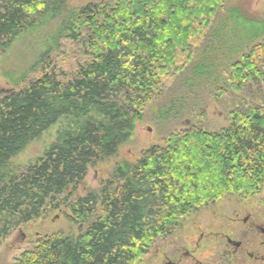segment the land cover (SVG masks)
I'll return each mask as SVG.
<instances>
[{"label":"trees","instance_id":"obj_1","mask_svg":"<svg viewBox=\"0 0 264 264\" xmlns=\"http://www.w3.org/2000/svg\"><path fill=\"white\" fill-rule=\"evenodd\" d=\"M224 2L93 0L61 16L44 52L13 81L17 90L0 98V244L62 207L77 232L38 237L13 264H137L191 214L226 197L261 193L264 21L256 18L227 51L218 90L240 98L242 107L229 112L226 127L171 133L135 163L116 165L98 191L73 198L89 167L132 140L148 104L174 82L205 81L216 54L227 57L215 44L227 20L217 25ZM62 4L0 0V56ZM52 128L54 141L34 163L8 171Z\"/></svg>","mask_w":264,"mask_h":264},{"label":"rangeland","instance_id":"obj_2","mask_svg":"<svg viewBox=\"0 0 264 264\" xmlns=\"http://www.w3.org/2000/svg\"><path fill=\"white\" fill-rule=\"evenodd\" d=\"M62 1V6H58L61 12L53 8L52 14L46 16L41 24L22 33L0 56V98L17 90L13 81L22 76L44 52L48 41L59 29L61 16L93 2V0ZM237 9L247 18L238 17ZM225 17L227 20L217 37L220 41L217 40L215 44L222 47V54H226L227 57L220 53L216 54L213 72L205 81L194 82L192 85L193 82L190 84V81H184L186 78L183 82L178 79L179 82H174L171 88L173 90L167 92L161 100L148 104L143 119L136 123L132 140L120 148L114 158L88 168L83 183L77 187L73 195L74 199L98 191L101 185L110 179L116 165L123 161L135 163L151 146L162 145L171 133L179 132L191 125L209 132H217L228 125L229 112L241 108L242 101L230 92L227 95L218 90L224 87L223 70L228 64L226 59L230 57L227 51L232 46L233 38L244 37L245 32L257 22L256 18H262L264 21V0H225L224 10L218 16L217 25L221 27ZM235 58L237 57L232 59ZM190 85L194 87L189 88ZM54 135L55 128H52L40 139L30 143L14 158L8 171L34 163L52 144ZM249 213L254 216L258 224H264V186L259 195L245 199L236 196L226 197L191 214L183 220L179 230L156 241L149 253L137 264H160L164 256L171 257L170 254L177 249L182 253L185 250L190 252L192 249L189 242L192 247L195 246L193 251H196L204 262L213 260L214 264H238L231 258L222 256L224 252L230 253L231 249L221 237L228 235L231 239L238 240L245 228L241 222H233ZM68 215H70L69 210L62 207L52 212L46 219L15 230L0 244V264H13L22 253L32 247L38 237L58 231L75 235L77 228L69 224L66 219ZM227 226L230 228L226 229ZM254 237L257 235L254 234ZM240 264H251V262L244 261Z\"/></svg>","mask_w":264,"mask_h":264},{"label":"flooded vegetation","instance_id":"obj_3","mask_svg":"<svg viewBox=\"0 0 264 264\" xmlns=\"http://www.w3.org/2000/svg\"><path fill=\"white\" fill-rule=\"evenodd\" d=\"M239 222L245 228L244 233L238 240H233L228 235L221 237L226 246L231 249L230 253L224 252L222 256L231 258L238 264L244 261H249L251 264H264V224H258L251 213L242 219H236L233 223ZM229 228L230 226L226 227V229ZM254 234L257 237H254ZM189 244L192 251L187 252L185 250L182 253L181 250L177 249L170 254L171 257L164 256L160 264H214L213 260H209L207 263L200 259L196 251H193L195 246L192 247L190 242Z\"/></svg>","mask_w":264,"mask_h":264}]
</instances>
